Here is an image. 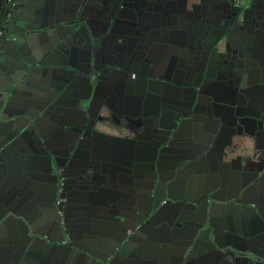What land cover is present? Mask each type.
<instances>
[{
  "label": "flooded vegetation",
  "instance_id": "1",
  "mask_svg": "<svg viewBox=\"0 0 264 264\" xmlns=\"http://www.w3.org/2000/svg\"><path fill=\"white\" fill-rule=\"evenodd\" d=\"M18 3L0 0V25L5 24L0 38H10L9 26L16 18ZM99 4L101 8L89 7L85 14L91 20L94 43L88 48L86 39L75 40L70 54L60 57L86 75L82 83L71 81L68 102L81 100L89 118L111 134H124L122 124H129L144 157H155L157 150L158 161L161 155L157 172L137 182L139 214L121 230L133 235L129 244L133 239L136 252H141L133 257L139 258L143 252L147 256L148 262L139 258L136 263L264 264V0H106ZM63 76L60 86L68 79ZM186 87L201 88L214 100L234 104L230 112H221L232 144L238 145L243 134L251 142V153L245 157L248 165L239 172V180L231 181L229 176L230 182L198 187L193 179L205 173L182 162L187 152L185 137L173 136L163 122L159 125L162 113L174 117L167 108L191 101L193 91ZM180 110L179 122L186 118L183 113L188 108ZM143 112L151 114L144 131L135 127ZM56 124L55 138H48L50 146L33 144L24 153L26 164L31 152L48 164V154L57 156L59 150V165L54 160L49 177L56 192L49 212L68 244L76 222L68 212V196L76 182L64 167L63 147L55 145L67 141V133L71 138L81 135L85 143L91 133L98 134L81 131L79 125L68 130L64 119ZM104 136L106 144L109 141L104 139L109 138ZM109 143H113L111 139ZM237 151L233 161L239 164L246 152ZM34 179L30 185L38 181ZM122 187L114 192L124 190ZM230 229L242 234H228ZM110 254L106 258L114 263L120 257ZM123 255V262L134 263L130 254Z\"/></svg>",
  "mask_w": 264,
  "mask_h": 264
},
{
  "label": "water",
  "instance_id": "2",
  "mask_svg": "<svg viewBox=\"0 0 264 264\" xmlns=\"http://www.w3.org/2000/svg\"><path fill=\"white\" fill-rule=\"evenodd\" d=\"M46 1L48 0L31 1L30 9L26 12L28 24H25L21 32L22 37L20 39H23V41H26L27 38L31 37V34L35 33V27L32 22L35 21V14L38 13L37 8L41 7L43 4L45 6ZM100 1L105 2L106 0H62L60 4L61 13L58 20L63 21L52 26L53 28H51L50 31L48 30V34L53 38L52 46L48 50H41L40 55L35 54L30 58L25 50L20 47L18 48V46H15L16 50H14V52L6 51L5 54H1L2 56L0 55V170H3V174H0V216L5 217L14 214L21 216L20 218L28 216L27 212L23 211V193H25L27 186L30 185V180L36 177L30 175L28 172V174L26 173L25 165L27 156H25L26 154L24 152L28 148H32L33 144L35 147L37 145L43 147H46V145L50 146L48 140L50 138H55L57 120L64 119L65 128L68 130H72V128L79 125L83 128L81 131L86 132L90 129L91 132L95 131L98 134L97 136L91 133L92 137L90 136L88 138L89 140L86 139L87 142L85 143V139L81 135L78 134L71 138L70 133H67L69 136L68 140L58 145L56 143L55 145L56 148L59 146V149L60 146L63 147L64 167L69 169L75 176L74 180L76 183L74 184V191L69 193L68 196V200H70L71 203V206L69 205L68 208L69 215L72 217V220L77 222L78 227L85 233V237L89 242L96 239L95 234H99L97 231H100L102 236H97L98 240L96 239V241H93L95 248L99 241L102 240L103 243H108L113 246L115 249L114 252L117 253L116 255L119 254L121 255L120 257H124L123 254L128 253L134 264H146L136 263L139 258H141L139 259L140 262H148V260L144 252L141 257L136 258L141 252H136L137 248H135V245L132 243L133 239L129 244V240L133 235H129L126 231L123 234L121 233V230H125L129 226L128 223L124 222L120 225L119 230L117 228L111 229L106 225L105 220L101 218V214L107 210H113L115 213H119L125 206V203L128 202L127 196L137 191V182L149 177L150 172H157V166L160 164L161 155L159 156L158 154V161L155 160L157 156L156 150L154 154L155 157L151 158L150 155H147L140 158L139 165L136 166L138 168L134 170L132 178L130 179V174L125 170L128 168L127 165H131V160L128 161L127 159L128 153L120 156L113 153V148L115 147V145H113V139L125 138L133 143L136 137L134 135L132 138L118 136L99 129L97 127V121L89 118L87 105H82L81 100L74 103L68 102L69 98H71V94L67 90H69V86L72 84L71 81L82 83L86 75H81L83 71L77 73L74 70V63L68 59L62 60L59 55L62 50H66L69 55L75 40L86 39L87 45L89 44L87 46L88 48H90V43L91 45L94 43L89 25L91 20L89 17L87 18L85 14H87V9H89V7L95 8L100 6L97 8H101L102 6L99 4ZM70 13H72L70 17L67 15L65 16V14ZM52 32H55L54 37L51 35ZM10 39L11 38L8 40ZM0 41L5 42L7 39L1 37ZM51 54H56L58 56L56 60H49ZM63 75L68 76V79L60 86L58 83L63 80ZM197 84L199 85V83ZM186 88L193 91L190 97L191 101L177 108L173 106V108L169 107L166 109L169 113H175L174 117L172 116L171 118L173 123L171 122V125L170 123L164 125L173 136L180 131L179 129L185 119L183 118L181 121L182 123L179 122L181 118L180 112H183L180 110V107L188 108L183 115L189 121L191 117L195 119L196 116L202 115L199 109V107L203 105L202 103L206 105L211 103L212 106L223 104V100H214L212 95H207L201 88ZM13 101L14 110L11 109ZM17 106H22L23 108L18 109ZM143 113L144 115L141 114V117L138 118L140 120L137 121L138 125L135 127L141 128V130L144 131L148 118L151 119V114L148 112ZM168 116L170 117L168 113H162L160 124H158L161 125V122L164 123V120ZM40 119H44L45 123H47V121L51 123L50 125L46 124V130L42 127L45 126V124L41 123ZM212 122L214 124L213 120ZM194 123H200V120L195 119ZM216 125L217 124H215V126ZM129 127V124H122L123 132H128L126 134H130V131L135 132L134 128L130 129ZM47 131L52 132L53 135L48 136L46 134ZM205 132L208 133L207 135H210L209 142H211L214 138L212 129L206 130ZM213 132H215L214 129ZM104 135L113 142L110 146L112 148V153L108 152L107 154L104 152V148L108 143L106 142L105 144L103 141ZM94 136L95 140L93 138ZM247 140L246 136H242L239 138L240 143H238V145L234 146L231 142L228 146L223 147L222 152L224 154H231L241 149L246 153H251V142ZM200 142L201 143L198 144L197 141L193 146L197 148V145L202 144V147L205 146V148H207L206 145L209 142L205 143L204 140H200ZM214 146L215 143H213L212 148ZM82 150H85V152L80 153ZM58 151L55 152L57 156L48 154V170L50 172H53L54 160L57 162ZM159 152H161L160 149ZM57 165H59L58 162ZM54 176H57V173H54ZM124 183H127L122 187L124 190L114 192V188H119V186ZM102 190H105V192ZM51 194V198L55 201L56 192L53 191ZM52 211L56 213L55 209ZM30 224V226L28 225V227H26V232L15 239L14 256L17 263H28L32 258L31 256L35 254L33 252L34 249L39 247L36 241L40 238L37 235L39 232L38 227L33 220H30ZM93 234L95 236H93ZM228 234L237 236L242 233L238 232L237 234V231L234 232L230 229ZM213 238H215V235ZM230 243L240 247L238 244L236 245L234 241H230ZM69 244L68 248L72 250V253L66 263H114L111 262V260H107L105 253H98L96 249L81 245L82 250L79 251L76 247L73 248L75 244L72 242ZM253 251L257 252V250ZM257 253L261 256L263 255L261 252ZM135 255L136 257H133ZM47 261L48 263H53L50 260Z\"/></svg>",
  "mask_w": 264,
  "mask_h": 264
},
{
  "label": "crops",
  "instance_id": "3",
  "mask_svg": "<svg viewBox=\"0 0 264 264\" xmlns=\"http://www.w3.org/2000/svg\"><path fill=\"white\" fill-rule=\"evenodd\" d=\"M31 1L19 0L16 18L9 26L11 39H7V41L0 44V55L5 54L6 51L14 52V50H16L15 46H18V48H23L26 54L32 58V56L35 54L40 55L41 50H48L52 46L53 38H51L50 34H48V30L50 31V29L53 28L52 26L63 21L58 20L61 13L60 4L62 3V0H48L46 1L45 6L43 4L41 7L37 8L38 13L35 14V21L32 22L35 27V33L31 34V37L28 36L29 38H27L26 41H23V39H20L22 37L21 32L25 24H28L26 12H28V9H30ZM51 35L54 37L55 32H52ZM59 55L64 56L68 54L66 51L62 50ZM57 57L58 56L56 54H51L49 56V60H56ZM222 103L223 104H218L216 106H212L211 103H209V105L202 103L203 105L199 107L202 115L195 117L196 120H200V123L195 124V119L192 117L189 119V121L187 118H185L179 129L180 131L177 133L178 136L180 135L185 137L186 140L183 143L185 144V149L187 146V152L181 157L182 162H188L191 167H194V169L197 168L198 171L202 172V174L205 173L204 175L199 174L195 178L196 180L193 179L194 183L196 181L198 187L201 188H206L207 186L209 187L214 182L217 183L216 185H220L227 181L230 182V178L231 181L237 180L238 178L240 179L239 172L248 165L245 157H247L249 153L242 154V160L240 159V163L236 164L233 161V156H236V153L239 151L231 154H224L222 152L223 147L228 146V144L232 142V134L227 128H225L226 125L228 126V123H226L225 119L222 117L221 112L228 113L232 110V107H234V104L228 101H222ZM17 107L18 109L23 108L22 106ZM11 109L14 110V101ZM167 118L164 120V123L172 124L173 120L171 117L168 116ZM212 120L214 121V124ZM47 122L51 124L49 121ZM41 123L46 124L44 119ZM215 124L217 125L215 126ZM44 127H46V125ZM211 129L214 138L211 140V142H209L210 135H207L208 133L205 131ZM213 129L215 132H213ZM225 131H228V133L225 134ZM126 133L127 132L116 135L129 138L133 137L131 133ZM243 136H245V134H243ZM221 137L222 139H225V141L221 139V142H219ZM104 140L107 141L106 138ZM200 140H204L205 143L209 142L206 145L207 148L203 146L205 148L204 149L201 146L202 144L197 145V148L193 146L197 141L198 144H200ZM108 141L110 142V138ZM109 142L104 148V152L107 154L108 152L112 153V148L110 147L111 143ZM213 143H215V146L212 148ZM114 145L115 147L113 148V153L115 155L120 156L122 154L126 155L128 153L127 159L128 161L131 160V165H127L128 168H126L125 171L130 174L129 176L131 179L132 173H134V170H137L136 168L138 167L136 166L139 165V160L143 156L142 150H140V147L138 146V140L135 139V141L132 143L125 138H117L114 141ZM27 155L30 156H28L27 164L25 165L26 173L28 172L30 175L36 177L35 179H38V181L34 183V185H28L27 189H25V193H23L24 199L22 206L23 211L27 212L28 218L24 216L23 218H20L21 216L16 214L5 217L0 216V264H74L66 263L67 259L70 258L72 250L68 248L70 245L69 243L67 244L63 242V231L60 230L58 223L53 218V214L49 212L50 201L52 197L51 193L53 192L49 180L51 175L50 171L48 170L49 166L44 162L38 153L35 155L31 152ZM216 162L219 164L214 166ZM0 174H3L2 169L0 170ZM127 200L128 202L125 203V206L119 213H115L113 210H107L101 214V218L105 220L106 225L109 228H117L119 230L120 225H122L124 222L128 223V221L131 223L135 219L136 215L139 214L135 192L128 195ZM30 220L36 222L38 231L40 232L37 233L40 238L36 240L39 247L34 249L33 252L35 254L31 256L32 258L30 261H28V263H17L14 256L15 239L26 232V227L31 225ZM74 223L75 227H71V241L73 244H75L73 248L76 247L79 251H81V245H86L91 249H96L98 253H105L106 257L107 254L110 256V253H114L115 249L113 246L108 243H103L102 240L99 241L95 248L93 241H96V239L98 240L97 236H102L100 231H97L99 234H95L96 236L93 234L96 239L89 242L85 237V233L82 232L76 222ZM131 226H134V224H131ZM123 258L124 257H117V259H115V263L113 264H134L123 262ZM47 260H50L53 263H48Z\"/></svg>",
  "mask_w": 264,
  "mask_h": 264
},
{
  "label": "built area",
  "instance_id": "4",
  "mask_svg": "<svg viewBox=\"0 0 264 264\" xmlns=\"http://www.w3.org/2000/svg\"><path fill=\"white\" fill-rule=\"evenodd\" d=\"M9 1L11 2L12 5H15V0H9ZM10 14H11V11L8 13V17ZM4 31H5V24H2V25H0V35H2L4 33ZM67 239H69V236H67V238L64 239V241H66Z\"/></svg>",
  "mask_w": 264,
  "mask_h": 264
},
{
  "label": "rangeland",
  "instance_id": "5",
  "mask_svg": "<svg viewBox=\"0 0 264 264\" xmlns=\"http://www.w3.org/2000/svg\"><path fill=\"white\" fill-rule=\"evenodd\" d=\"M10 221H11V218H10Z\"/></svg>",
  "mask_w": 264,
  "mask_h": 264
}]
</instances>
